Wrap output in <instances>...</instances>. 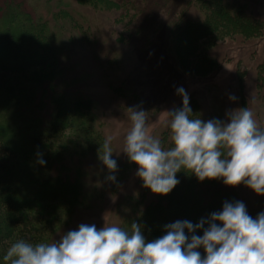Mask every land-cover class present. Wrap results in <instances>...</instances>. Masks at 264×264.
Wrapping results in <instances>:
<instances>
[{
	"label": "trees",
	"instance_id": "1",
	"mask_svg": "<svg viewBox=\"0 0 264 264\" xmlns=\"http://www.w3.org/2000/svg\"><path fill=\"white\" fill-rule=\"evenodd\" d=\"M72 1L54 0L58 9L52 8L49 18L35 17L16 3L0 8V264H8L3 255L12 243L20 239L51 243L77 210L90 206L89 195L83 190L88 168L82 162L103 165L98 155H103L106 135L96 112V99L87 88H77L72 79L64 78L62 65L67 45L74 48L95 41L93 27L81 10L113 16L112 24L122 27L118 38L124 37V44L137 53L134 58L141 57V41L149 45L157 36L163 37L168 64L189 77L211 75L220 68L219 58L229 59V52L217 50L216 41L250 39L264 31V3L260 4L259 17L246 0H211L209 12L202 10V0H174L173 4L170 0ZM73 4L79 9L74 15L68 10L75 7ZM195 9H201L205 16L196 18ZM261 56L257 66L252 64L248 70L255 80L264 76V51ZM239 57L245 62L243 53ZM126 81L108 82V87L115 96L140 103L139 94L129 90ZM254 93L253 100L261 91ZM176 97L171 109L181 105V97ZM188 99L193 118L204 120L198 99L193 95ZM145 111L147 116L156 113L157 107L148 106ZM163 130L158 138L167 149L171 146L170 132L166 126ZM38 153L43 165L36 162ZM133 165L129 160L117 165V175ZM176 177L179 182L168 193L152 192L155 199L142 209L139 195L118 200L121 228L130 230L136 222L147 240L155 239L167 223L178 219L196 223L206 218L226 201L222 193L234 191L221 179L200 181L184 170ZM142 187L145 195H151L149 188ZM131 203L135 212L127 217L124 208ZM196 234L200 235V230ZM198 250L203 256V249Z\"/></svg>",
	"mask_w": 264,
	"mask_h": 264
},
{
	"label": "clouds",
	"instance_id": "2",
	"mask_svg": "<svg viewBox=\"0 0 264 264\" xmlns=\"http://www.w3.org/2000/svg\"><path fill=\"white\" fill-rule=\"evenodd\" d=\"M175 93L181 105L166 111L171 144L167 149L146 132V111L128 108L131 126L120 150L137 166L135 175L143 186L166 194L179 182L176 173L184 170L200 181L217 178L264 195V127L258 126L252 111L244 106L226 111V120L193 118L184 88L178 86ZM111 140L110 136L104 140L98 158L110 173L106 179L115 181ZM36 162L45 163L42 154H37ZM3 260L8 264H264V210L253 217L242 201H224L219 210L196 223L178 219L165 224L163 234L151 240L136 222L130 230L81 223L51 243L17 240Z\"/></svg>",
	"mask_w": 264,
	"mask_h": 264
},
{
	"label": "rangeland",
	"instance_id": "3",
	"mask_svg": "<svg viewBox=\"0 0 264 264\" xmlns=\"http://www.w3.org/2000/svg\"><path fill=\"white\" fill-rule=\"evenodd\" d=\"M53 1L0 0V8H3L5 3H16L35 17L40 15L49 18L50 10L58 9ZM69 1L72 4L73 1ZM210 1L202 0L201 4L204 7L202 10L209 12ZM246 1L251 2L255 8L256 16L260 17L262 12L260 4L264 3V0ZM170 2L173 4L174 0H170ZM68 10L73 15L79 11L76 6ZM195 10H197L196 18L205 16V14L202 15L203 12H200L201 9ZM81 11L86 14L88 22L93 27L95 41L94 43L76 44L74 48L67 45L63 52H66V59L62 64L65 66L64 78L72 79L77 88H87L96 99V112L103 122V132L106 138L112 137L110 142V148L113 150L112 158L116 160L118 166L129 160L120 150L123 147L124 137L131 126L128 108L137 106L138 109L145 110L148 106L157 107L156 113H149L146 116L145 129L148 134L161 137L166 126L165 121L168 119L166 111L171 110L175 104V99L178 97H176L175 89L178 86H182L188 96L193 95L198 99L204 120L211 118L226 120V111L245 106L252 111L258 126L264 127V90L262 89L264 76L255 80L254 75H250L248 72L252 68V64L255 67L259 63L258 61L263 59V56L260 57V52L264 51V31L263 35L250 39L243 40L237 37L233 41H216L214 45L217 50H221L225 54L229 52V59L223 61V58H219L220 68L211 75L200 78L189 77L182 74L183 72L177 70L172 64H168V46L163 45V37L157 36L149 45L144 43L145 40L141 41L140 49H138V55L141 57L134 58L133 54L137 53L124 44L126 43L124 37L118 38L122 27L112 24L113 16L100 15V12H93L90 9ZM140 35L134 34V37L144 36V34ZM240 53L246 57L245 62L240 61ZM106 71L107 76L104 77ZM123 78L127 79L128 89L139 94V98L142 100L140 103L124 97H117L110 91L108 82L118 83V80ZM255 90L261 91V93L257 94V99L253 100ZM229 95H234L237 99L230 101ZM150 112H154V110ZM161 144L163 147L165 142L162 140ZM90 162V160L82 162L84 167L88 168V174L83 179L85 182L83 190L89 195L87 199L90 201V206L77 210L75 215L54 234L52 240H58L65 232L76 229L81 223L95 224L97 229L110 225L122 227L121 212L116 210L118 200L122 198L125 201L131 194L139 195L143 200L142 203H139L140 209H142L147 202L155 199L152 192L151 195H145L142 181L135 175L137 167L135 164L127 168L121 176H118L115 171V181L116 178L119 181L114 185L115 181L106 179L110 173L104 165L94 167L95 164ZM230 187L235 191L233 194H221L226 201L234 198V200L242 201L248 214L253 217L264 210V195H257L243 184ZM135 207L131 203L129 208H124L127 217L131 216L133 211L135 212Z\"/></svg>",
	"mask_w": 264,
	"mask_h": 264
}]
</instances>
